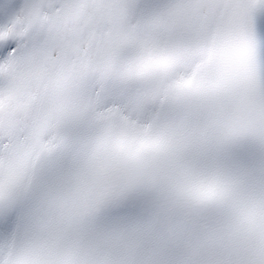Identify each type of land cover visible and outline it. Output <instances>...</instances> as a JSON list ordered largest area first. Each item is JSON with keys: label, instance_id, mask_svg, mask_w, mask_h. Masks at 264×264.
Returning a JSON list of instances; mask_svg holds the SVG:
<instances>
[{"label": "snow or ice", "instance_id": "snow-or-ice-1", "mask_svg": "<svg viewBox=\"0 0 264 264\" xmlns=\"http://www.w3.org/2000/svg\"><path fill=\"white\" fill-rule=\"evenodd\" d=\"M0 264H264V0H0Z\"/></svg>", "mask_w": 264, "mask_h": 264}]
</instances>
